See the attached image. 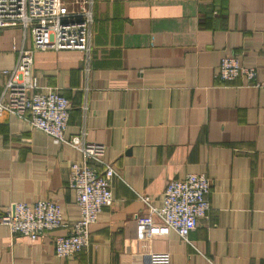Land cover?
Listing matches in <instances>:
<instances>
[{"label":"crops","instance_id":"obj_1","mask_svg":"<svg viewBox=\"0 0 264 264\" xmlns=\"http://www.w3.org/2000/svg\"><path fill=\"white\" fill-rule=\"evenodd\" d=\"M93 17L88 74L85 54L68 49L35 52L34 72L70 101L66 137L84 130L104 145L120 174L113 201L71 257L54 250L66 227L31 239L0 224V264H147L151 252H168L170 264H264V85L214 78L236 54L264 84V0H95ZM31 44L21 26L0 29V93L17 49ZM82 161L71 145L0 116V211L44 198L77 219L68 180ZM191 172L211 181L208 217L188 242L172 230L142 235L136 220L147 206L137 194L159 205L167 182Z\"/></svg>","mask_w":264,"mask_h":264},{"label":"built area","instance_id":"obj_2","mask_svg":"<svg viewBox=\"0 0 264 264\" xmlns=\"http://www.w3.org/2000/svg\"><path fill=\"white\" fill-rule=\"evenodd\" d=\"M94 4L95 0H0V29L21 26L24 37L29 33L32 42L29 48L17 49L14 67L5 71L8 78L0 93V116L6 114L23 120L83 154L82 162L70 164L68 180L75 190L80 210L77 219L66 221L56 201L41 198L32 204L11 202L0 211V224L6 225L12 235L31 239L66 227V233L53 238L55 254L59 257L75 256L90 245L91 225L102 209L112 203V182L120 174L104 160V145L87 142L83 138L84 130L79 135L66 137L70 101L59 90L43 89L34 72V53L63 49L82 51L86 60L84 70L88 74ZM214 78L224 84L242 78L245 84L264 85L257 80L255 68L242 65L236 54L221 58ZM82 108L86 111V104ZM210 185L205 173L191 172L167 182L159 205H154L149 196L137 194L147 206V213L136 220L142 235L153 237L172 230L188 242L199 219L208 217ZM170 262L168 252H151L147 258V264Z\"/></svg>","mask_w":264,"mask_h":264}]
</instances>
